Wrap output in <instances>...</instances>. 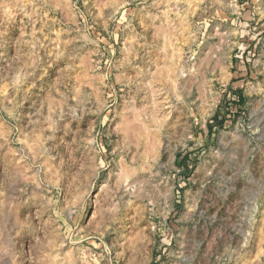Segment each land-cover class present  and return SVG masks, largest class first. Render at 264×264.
Returning <instances> with one entry per match:
<instances>
[{"label": "rangeland", "instance_id": "rangeland-1", "mask_svg": "<svg viewBox=\"0 0 264 264\" xmlns=\"http://www.w3.org/2000/svg\"><path fill=\"white\" fill-rule=\"evenodd\" d=\"M0 264H264V0H0Z\"/></svg>", "mask_w": 264, "mask_h": 264}, {"label": "bare ground", "instance_id": "bare-ground-1", "mask_svg": "<svg viewBox=\"0 0 264 264\" xmlns=\"http://www.w3.org/2000/svg\"><path fill=\"white\" fill-rule=\"evenodd\" d=\"M117 8V7H116ZM86 53V52H85ZM88 58V57H87ZM186 58V57H185ZM82 59V58H81ZM81 62V61H80ZM162 63V62H161ZM164 64V63H163ZM88 65V64H87ZM172 66V65H171ZM182 68V67H181ZM84 69V68H83ZM167 69H170V66L167 65ZM78 70V69H77ZM182 70V69H181ZM160 72V71H158ZM170 72V70H169ZM156 73V72H155ZM154 73V75H155ZM83 74V73H82ZM91 74V73H90ZM95 74V73H94ZM158 74V73H157ZM159 75V74H158ZM86 76V75H85ZM90 76V75H89ZM149 76V75H148ZM156 77V76H155ZM188 77V76H187ZM190 77V76H189ZM99 80V79H98ZM186 80V79H185ZM185 82V81H184ZM88 85V83H87ZM93 88V87H92ZM134 105V104H133ZM84 106V105H83ZM80 107V106H79ZM130 108V107H129ZM51 109V108H50ZM147 110V109H146ZM82 111V110H81ZM134 112V113H133ZM133 112L130 115H124L120 116L119 124L116 123V125H120L121 129V137L132 139L134 142V153L130 157H126V155H122L118 161L121 172L123 174L131 175L133 171L136 169L135 157L139 156V153L142 157L149 156L153 152L156 151V149L159 147V135L156 133L157 131L152 130L153 122L156 120V118L153 116V114H148L143 106L134 107L133 106ZM151 118H150V117ZM157 122V121H156ZM156 124V123H155ZM115 125V126H116ZM157 128V127H155ZM117 129V130H119ZM158 129V128H157ZM116 130V129H115ZM156 130V129H155ZM242 136V135H241ZM129 140V139H128ZM247 142V141H246ZM159 149V148H158ZM157 152V151H156ZM152 156V155H151ZM157 157V156H156ZM146 158V157H144ZM134 159V161H133ZM150 160V158H149ZM239 180V179H238ZM10 237V236H9ZM7 242V241H6ZM13 243V242H12ZM211 252V251H210ZM212 253V252H211ZM208 254V253H207ZM206 256V255H205ZM207 257V256H206ZM205 258V257H204ZM210 258V257H209ZM220 258V257H219ZM208 260V259H207ZM210 261V259H209Z\"/></svg>", "mask_w": 264, "mask_h": 264}]
</instances>
